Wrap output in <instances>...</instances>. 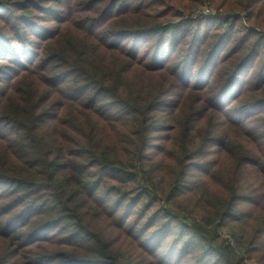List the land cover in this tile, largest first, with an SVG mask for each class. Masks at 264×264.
<instances>
[{
	"label": "trees",
	"instance_id": "1",
	"mask_svg": "<svg viewBox=\"0 0 264 264\" xmlns=\"http://www.w3.org/2000/svg\"><path fill=\"white\" fill-rule=\"evenodd\" d=\"M51 1L60 16L40 19L55 26L33 22ZM0 12L22 45L0 57V264H264V0H0ZM193 165L189 205L148 215L177 201ZM104 193L145 200L144 230L121 237L131 253L98 227L116 213Z\"/></svg>",
	"mask_w": 264,
	"mask_h": 264
},
{
	"label": "rangeland",
	"instance_id": "2",
	"mask_svg": "<svg viewBox=\"0 0 264 264\" xmlns=\"http://www.w3.org/2000/svg\"><path fill=\"white\" fill-rule=\"evenodd\" d=\"M43 6L46 8V13H44L43 15H38L37 18L33 19L34 20L33 22L38 23V24H42L45 27L50 26L51 28H53L55 26V23H52L51 21L46 22L40 18H43L46 20H51L52 18H54V17H51V15H59V10H60L59 4L56 1H51V2L46 3ZM49 10H51V12H49ZM55 13H57V14H55ZM44 15L47 18L42 17ZM3 16L4 15L0 12V17L4 18ZM11 22H13V23L17 22V24L20 27L21 23H18V21H11ZM214 24L215 23L213 20H211V21L205 20L201 23V27L202 28H207V27L212 28L214 26ZM195 25H196V21L193 22V24L191 26H195ZM0 27H1V25H0ZM193 29H194V27H192L190 30H193ZM18 30L24 31V30H29V28L27 26H24L23 29L19 28ZM2 32H7V31L6 30H4V31L0 30V57L5 56L7 54L3 50H6L7 48H9V46L11 48H16V50H19L18 46H22L19 43H15L14 40H12L10 37H8V35H6V36L2 35ZM20 32H22V31H20ZM128 38H131L130 34L128 35ZM31 40H34V39H31ZM31 45L33 46V44H30V46ZM32 46H31V48H32ZM9 64L10 63H8V62H1L0 61V66H2L1 70H2V72H4V73L0 72V80H4L5 78H7L6 77L7 72H8L7 70L10 68L7 65H9ZM174 94L175 95H173V97H168L166 99V102L169 100L168 104H166L167 105L166 107L169 108L168 111H162V107H159L155 111L154 114H155L157 122H165V117L168 116V114H169V116L172 114L173 110L175 109V104L182 100V96L180 95V93L177 92ZM165 134L166 133L164 131L154 133L155 137H153V139H152L154 141L153 144H157V146L162 145V143H161L162 137L161 136H164ZM164 146H165V152H167V149L169 148V143L165 142ZM118 147H119V145H118ZM125 147L130 149L129 145H125ZM211 148H213V147H211ZM165 152L163 154L161 152H157L156 160L154 162H162L163 164H169L170 160L164 158ZM148 160H149V158H148ZM198 160L201 161L202 159H198ZM149 162L153 164L152 161H149ZM189 162H193V161H189ZM190 164H192V163H190ZM187 171H188V174L185 177L186 181H187L184 185L185 187L179 188L176 190L175 200H177V201L176 202L172 201L169 205H166V203H164V201L162 199L161 201H158L155 205L150 207V209L148 211V215L151 212H154L156 214V210H157V212H160V210H162L163 208H169L171 210L178 211L179 209H182V208L187 207L189 205V203H190L189 192L191 191V190H189V188L192 189L196 183H199L202 181V177H201L202 172H200L201 170L199 171V169L196 168V166H194V165L188 166ZM107 187H109V191L114 192V191L119 190L121 188V184L117 183L116 181L109 180ZM108 196L112 198L111 208H114L115 211H113V212H116V213L113 217H108L107 221H101L99 223L98 227L100 229L101 228L105 229L106 234H108L109 238L118 240L117 244H118V246L121 247V237L124 238L132 230H134L135 232H139L141 230V227H136L137 225L134 224L133 220L138 217L137 210L140 208V206L144 203L145 200L142 201V203H140L136 208H133L129 202H125V201L122 202L120 200L115 199L114 195L104 193V197H108ZM129 210H133L132 211L133 213L130 215V217L128 219L127 230L118 229V226H121V223H123L126 220V218H128L126 216H127V213L129 212ZM160 218L163 219V215H161ZM192 220H193L192 218H182L181 220H176L177 224L172 227L170 232H168V231L161 232L160 235H164L167 241L165 242V246L161 249L160 252L164 253L167 250V248L170 247V239L174 236V234H177V232L179 230V228H178L179 224L180 223L188 224V223H191ZM124 224H126V223H124ZM134 227H136V228H134ZM143 230H141V231H143ZM151 230L148 231V233H146V237L143 239L144 240L143 242H145V243L149 242ZM219 232L222 233L223 238H226L228 236L227 235V232H228L227 228L220 227ZM131 242H134V241H131ZM121 250H122V252H124L123 250H125V251L131 253L133 251V248L130 249V248H127L125 246H122ZM179 250H180V248H178L176 252L178 253ZM131 260L136 261L135 256H132ZM147 261H148V259H146V257L145 258L138 257L136 263L137 264H147ZM207 262H208V259L205 258V260H203L202 263L208 264ZM181 264H194V261H192V262L184 261ZM248 264H258V263L255 261V258H253L250 261H248Z\"/></svg>",
	"mask_w": 264,
	"mask_h": 264
},
{
	"label": "built area",
	"instance_id": "3",
	"mask_svg": "<svg viewBox=\"0 0 264 264\" xmlns=\"http://www.w3.org/2000/svg\"><path fill=\"white\" fill-rule=\"evenodd\" d=\"M212 10L210 8H204L203 10H201L200 13H203V14H209Z\"/></svg>",
	"mask_w": 264,
	"mask_h": 264
}]
</instances>
